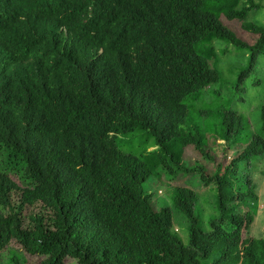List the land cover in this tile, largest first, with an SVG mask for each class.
Returning <instances> with one entry per match:
<instances>
[{"label":"trees","instance_id":"1","mask_svg":"<svg viewBox=\"0 0 264 264\" xmlns=\"http://www.w3.org/2000/svg\"><path fill=\"white\" fill-rule=\"evenodd\" d=\"M260 9L264 0H0V264H264V237L244 235L258 211L264 104L251 122L221 87L204 95L221 79L214 41L251 66L264 54V25L249 19ZM137 130L145 147L125 149ZM210 139L234 156L209 173L185 153L214 163ZM190 172L219 200L208 228L198 192L172 183ZM151 176L170 188L186 242Z\"/></svg>","mask_w":264,"mask_h":264},{"label":"rangeland","instance_id":"2","mask_svg":"<svg viewBox=\"0 0 264 264\" xmlns=\"http://www.w3.org/2000/svg\"><path fill=\"white\" fill-rule=\"evenodd\" d=\"M249 19L255 20L258 23L264 25V9L253 11ZM238 24V23H235ZM237 29V32L240 33V30L237 26H234ZM251 35H247L246 41L253 42ZM251 39V40H250ZM216 45V56L218 58L217 69L220 72L221 79L220 82L216 85L211 86L204 95L207 97L212 91H215L217 88L221 87L222 96L225 98L232 99L234 106L243 114L244 119L254 122L260 116V107L264 104V54H262L257 63L253 66L248 64V56L245 51H240L231 43L224 40L214 41ZM247 68L248 71L245 74V84L246 89H238L235 86L237 77L241 70ZM207 101L202 102L200 105L202 108L207 106ZM209 106V103H208ZM140 130L135 131L133 134L126 135L122 139L125 141V149L131 150H140L145 147V141L148 139L145 136H142ZM152 142V141H150ZM224 140L222 139H210V145L213 147V154L215 155L214 163L208 159L202 157L199 152L195 151L192 147L186 148L185 157L188 159H198L202 165L207 167L208 172H212L216 164L226 165L234 156L233 148L225 150L223 146ZM230 148V147H229ZM254 168L252 174V179L256 183V193L258 195V211L254 223L252 224L250 231L245 232V236L251 235L255 237H264V156L260 158ZM214 164V165H212ZM209 167V168H208ZM187 177L179 174L178 177L172 181L173 184L185 185L186 183L194 188L199 194V202L196 205V210L200 212L202 219L204 220L203 227H207V221L209 218H216L218 216V198L214 189L200 182V179L195 177L191 178L193 173L186 174ZM197 176V175H196ZM191 178V183L187 182ZM146 187L152 189L155 192V199L159 200V203L166 205L168 204L171 207L173 215V228L184 240L187 241V221L183 218L182 212H180L175 206L171 204L169 200L170 188L167 185L160 183L156 178L149 177L145 183ZM243 209H246L244 207ZM17 247V246H16ZM19 247V246H18ZM42 257L30 256L28 255V264H39V261ZM65 264H79L75 259L66 258Z\"/></svg>","mask_w":264,"mask_h":264}]
</instances>
